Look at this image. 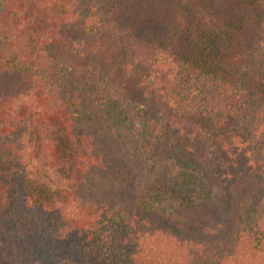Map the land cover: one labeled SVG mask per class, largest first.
Returning a JSON list of instances; mask_svg holds the SVG:
<instances>
[{"label": "trees", "instance_id": "16d2710c", "mask_svg": "<svg viewBox=\"0 0 264 264\" xmlns=\"http://www.w3.org/2000/svg\"><path fill=\"white\" fill-rule=\"evenodd\" d=\"M0 264H264V0H0Z\"/></svg>", "mask_w": 264, "mask_h": 264}]
</instances>
